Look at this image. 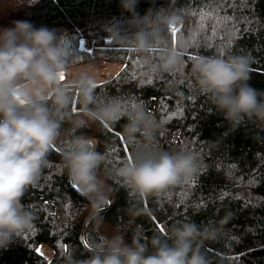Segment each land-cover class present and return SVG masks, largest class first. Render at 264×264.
Masks as SVG:
<instances>
[{
  "label": "trees",
  "instance_id": "16d2710c",
  "mask_svg": "<svg viewBox=\"0 0 264 264\" xmlns=\"http://www.w3.org/2000/svg\"><path fill=\"white\" fill-rule=\"evenodd\" d=\"M162 5L185 10L184 22L176 33L170 30L169 42L189 29L199 32L185 64L175 73L159 76L146 75L141 58L109 37L111 31L129 24L131 14L122 9L120 0H41L23 10L35 27H51L67 37L70 67L95 59L122 62L116 74L98 82L97 92L143 103L161 124L159 148H187L203 156L201 169L189 180L142 200L107 178L109 207L100 213L99 227L96 215L90 219L86 244L117 230L130 243L137 230L150 238L166 233L180 220L208 224L221 221L227 212L230 218L222 236L204 242L210 264H264V127L246 120L233 129L207 96L195 90L185 71L195 55L223 51L224 31L230 28L234 36L228 50L250 53L248 83L264 91V0H139L136 11L143 16L149 7ZM216 16L226 19L217 24ZM124 123L93 124L79 131L97 137V150L107 152L116 164L130 158L135 147L122 135ZM58 148L59 144L53 147L40 180L23 197L34 212L33 227L8 250H0V264H63L71 249L78 257L86 255L81 231L91 210L62 171ZM130 208L138 214L131 215Z\"/></svg>",
  "mask_w": 264,
  "mask_h": 264
},
{
  "label": "clouds",
  "instance_id": "9594fccd",
  "mask_svg": "<svg viewBox=\"0 0 264 264\" xmlns=\"http://www.w3.org/2000/svg\"><path fill=\"white\" fill-rule=\"evenodd\" d=\"M38 2L28 0L30 6ZM120 3L131 15L126 29L110 32L113 42L139 56L148 76L177 72L199 32L189 29L169 42L170 30L184 22L185 10L162 5L149 7L141 16L136 11L139 0ZM224 36V50L195 55L186 74L233 129L246 120L264 127V91L248 83L253 58L228 50L234 36L230 28ZM97 86L96 75L88 68L70 71L67 37L56 29L37 28L28 20L0 26V250H8L32 229L35 215L23 197L40 180L57 144L61 169L88 201L98 227L111 192L107 178L142 200L182 184L201 169L199 151L158 147L161 124L143 103L102 96ZM121 120L122 135L135 147L130 158L113 164L107 152L97 150L98 138L79 130ZM128 211L138 214L132 208ZM229 218L226 212L221 221L208 224L180 220L150 238L137 230L130 243L119 230L101 233L90 240L85 256L78 257L71 249L63 264H210L204 242L218 240Z\"/></svg>",
  "mask_w": 264,
  "mask_h": 264
},
{
  "label": "rangeland",
  "instance_id": "374dc122",
  "mask_svg": "<svg viewBox=\"0 0 264 264\" xmlns=\"http://www.w3.org/2000/svg\"><path fill=\"white\" fill-rule=\"evenodd\" d=\"M39 2H41V0H39ZM38 3L30 6L28 0H0V26L9 27L12 26V22L15 20H26L23 16V10H27L25 7L34 8ZM86 45H89V43L86 42ZM122 66V62L95 59L72 66L70 67V71L88 68L96 75L98 82H101L116 74ZM90 213L91 211L88 212L85 221Z\"/></svg>",
  "mask_w": 264,
  "mask_h": 264
},
{
  "label": "water",
  "instance_id": "95a60500",
  "mask_svg": "<svg viewBox=\"0 0 264 264\" xmlns=\"http://www.w3.org/2000/svg\"><path fill=\"white\" fill-rule=\"evenodd\" d=\"M57 146V145H56ZM75 187V186H74ZM76 188V187H75ZM77 189V188H76ZM109 207V205L108 206H105L104 208H103V210H105L106 208H108ZM102 210V211H103ZM95 214H93V213H90V215H88V217H87V220L85 221V223L83 224V227H82V231H81V241L86 245V246H88L87 244H86V240H85V231H86V228H87V226H88V223H89V221H90V219L94 216Z\"/></svg>",
  "mask_w": 264,
  "mask_h": 264
},
{
  "label": "snow or ice",
  "instance_id": "6c2138e0",
  "mask_svg": "<svg viewBox=\"0 0 264 264\" xmlns=\"http://www.w3.org/2000/svg\"><path fill=\"white\" fill-rule=\"evenodd\" d=\"M207 15L211 16L210 13L207 14ZM225 19H226V18H224V17H219V16H216V17H215V20H216V23H217V24L223 23V21H224ZM172 31H173V33H176V32H177V29H176V28H173ZM161 230L163 231L164 229L162 228ZM38 251H40V250L38 249ZM41 254H42V253H41Z\"/></svg>",
  "mask_w": 264,
  "mask_h": 264
}]
</instances>
